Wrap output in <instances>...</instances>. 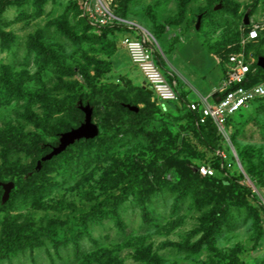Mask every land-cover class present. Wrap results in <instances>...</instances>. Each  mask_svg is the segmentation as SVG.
I'll use <instances>...</instances> for the list:
<instances>
[{
	"label": "rangeland",
	"instance_id": "1",
	"mask_svg": "<svg viewBox=\"0 0 264 264\" xmlns=\"http://www.w3.org/2000/svg\"><path fill=\"white\" fill-rule=\"evenodd\" d=\"M99 1L119 18L106 28L84 16L88 0H0V181H13L0 264H264V97L217 128L234 178L215 187L194 166L218 152L201 139L208 128L148 92L121 44L150 41L196 101L205 48L222 68L231 53L264 56V0ZM86 105L106 135L38 166Z\"/></svg>",
	"mask_w": 264,
	"mask_h": 264
},
{
	"label": "built area",
	"instance_id": "2",
	"mask_svg": "<svg viewBox=\"0 0 264 264\" xmlns=\"http://www.w3.org/2000/svg\"><path fill=\"white\" fill-rule=\"evenodd\" d=\"M84 12V16L89 19V22L91 21L99 27L119 20L99 0H88V4L83 9ZM257 38L258 31L254 26L248 31L247 39L255 40ZM121 44L128 51L132 64L141 70L145 82L160 102L181 100L175 82L168 81L150 41L125 36L122 38ZM255 62V60L247 59L242 53L228 55L224 78L213 94L209 96L213 99V103L209 101V97L187 102V107L191 112H199L198 123H204L207 119H211L217 128L222 130L230 116L249 107L256 98L264 97V78L253 81L256 73V67L253 66ZM217 154L223 159H227L224 151H218ZM227 165L230 164L227 163ZM198 171L204 176H212L215 173L209 165H200Z\"/></svg>",
	"mask_w": 264,
	"mask_h": 264
},
{
	"label": "trees",
	"instance_id": "3",
	"mask_svg": "<svg viewBox=\"0 0 264 264\" xmlns=\"http://www.w3.org/2000/svg\"><path fill=\"white\" fill-rule=\"evenodd\" d=\"M106 27H108V26H104L102 28H106ZM253 66L256 67V73H255V75L253 77V81H257L259 78H264V69H262L260 66H258L256 62L254 63ZM225 69L226 68H225V65H224L223 66V76H222L221 80L224 78ZM165 74H166V77H167L169 82H173L174 81L173 76H171L168 72H165ZM117 80H119V79H117ZM175 85H176V88L178 89V91L180 93L181 100L176 101V102H168V104H173L174 106L178 107L180 109V111L182 112L183 116H185L187 118L188 122L191 124V126L193 128H196L197 130H199V129L204 130V129L208 128V130H209L208 131V135L205 133L206 138H204L201 135V137H202L201 139H202L203 143L206 145V147L208 149L213 150L214 152H215L216 149H217V151H220L219 147L221 146L220 144H221L222 136H221V134H219L217 126L212 122L211 119H207L206 122H204V123H198L197 119L199 118V112L197 111V112L193 113V112H191L189 110V108L187 107V102H189V101L186 98V93L183 92V90L181 89V86L177 82H175ZM145 87H146V90L148 92L153 94L152 90L149 88L147 83L145 84ZM257 99H259V98H256L255 100H257ZM88 101L91 102L90 100H88ZM130 103H131L130 101H127V102L123 103L121 106H122L123 109H125L129 113L136 114L137 112H139V110L137 112L129 110L127 105L130 104ZM237 114H235V115H237ZM235 115H233V116H235ZM233 116H230L229 118H232ZM229 118H228V120H229ZM105 135H106V133H104V131L99 128V134L96 137L89 138V139L82 138L80 140L75 141L74 143H77V142H80V141L89 142V141H92V140H94L96 138H102ZM8 136H9V133L1 132L0 133V140L1 139L4 140L5 137L7 138ZM210 136H213L214 140L211 139ZM216 138H218V143L216 142ZM72 145L73 144L67 146L62 152H60L57 155H54L51 159L42 161L41 164H43L45 162H48V161L54 159L55 157L60 156L61 154L65 153ZM183 146L188 147V143L184 142ZM194 151H196V150H194ZM201 156H202L201 158H202L203 161L201 163H199V164L194 165V166L196 167V174L200 177V179L203 182L211 184L210 181H213L212 184L214 183L215 187L220 188V187L228 185L230 183L231 177L234 178V176H232V174L230 173L231 172L230 168L227 167V163H228L226 161L227 159H223L222 157H220L217 154V152H216V154L214 153V157L209 159L208 161H206V158H204L203 155H201ZM200 165H209L210 167H212L214 169V172H215L214 175H212V176H204V175H202L198 171V168H199ZM37 169H38V167L36 166L35 168H32V171L36 172ZM219 174L223 175V177H219ZM0 182H2V181H0ZM1 188H2V186H1ZM2 201H4V200L2 199V197H0V203H2Z\"/></svg>",
	"mask_w": 264,
	"mask_h": 264
},
{
	"label": "crops",
	"instance_id": "4",
	"mask_svg": "<svg viewBox=\"0 0 264 264\" xmlns=\"http://www.w3.org/2000/svg\"><path fill=\"white\" fill-rule=\"evenodd\" d=\"M195 43H193V47H195L196 49H199V51L200 50L204 51V49H203L204 47L201 44H199V46H198V44L197 43L195 44ZM187 44H188L187 47H190L189 45H191V44L190 43H187ZM178 47H180L179 43H177L175 45L172 52H174V50ZM187 47H186V49H187ZM183 48L184 47H182L181 50L184 53V51L186 49L184 48V50H183ZM205 50L206 51H204V54H202L204 56L203 59L204 60H212V61H211V65L209 66V69H207V71L205 72L206 76H203V80H199L200 81L198 83L199 85L198 86L192 85V88L194 90V96L196 97V101H199L200 99H202L204 97H207V95L213 94L214 90L217 88V86L220 83V80L223 76V68H222V65L220 62V60H221L220 57L217 54L213 53L212 51L208 50L207 48H205ZM173 56L175 57L173 60H177V55L173 54ZM195 58H196V56L194 58H189V60L195 59ZM167 60L169 62V65H168V71L165 69L166 72H168L171 76H173L174 82H177L181 86V89L183 90V92H185L187 95V93H190L191 89L187 88L185 86V82L190 83L188 78L186 77V73L184 71H182L181 69H179L172 60H169V58ZM212 65H213V67H212ZM213 69L214 70L216 69L215 71H217L216 77H215V80H216L215 82H213L214 77L211 74ZM205 78H209V80H207ZM185 89H186V91H185Z\"/></svg>",
	"mask_w": 264,
	"mask_h": 264
},
{
	"label": "water",
	"instance_id": "5",
	"mask_svg": "<svg viewBox=\"0 0 264 264\" xmlns=\"http://www.w3.org/2000/svg\"><path fill=\"white\" fill-rule=\"evenodd\" d=\"M257 65L260 66L262 69H264V56L258 57ZM127 107L135 112L139 110V108L134 105L128 104ZM81 109L85 114L83 122L78 127L63 132L60 135L59 144L57 146H54L48 154L44 155L40 160H38L37 162L38 166H40L42 161L51 159L54 155L59 154L67 146L73 144L75 141L80 140L82 138L85 139L94 138L99 134V127L92 120V110L90 106L89 105L81 106ZM0 186H2L4 190L2 199L5 201L8 198L11 188L13 187V182L12 181L0 182Z\"/></svg>",
	"mask_w": 264,
	"mask_h": 264
}]
</instances>
